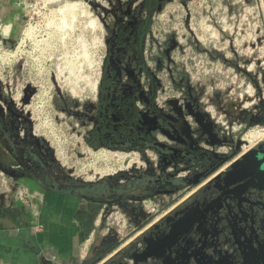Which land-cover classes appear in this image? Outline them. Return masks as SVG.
Here are the masks:
<instances>
[{
	"label": "rangeland",
	"instance_id": "obj_1",
	"mask_svg": "<svg viewBox=\"0 0 264 264\" xmlns=\"http://www.w3.org/2000/svg\"><path fill=\"white\" fill-rule=\"evenodd\" d=\"M15 8L12 33L10 24H0L6 30L0 28V56L13 53L0 58V117L15 125L20 139L28 133L37 142L43 157L51 158L56 175L94 183L117 171L134 175L156 169L158 162H145L135 151L94 149L85 140L108 40L128 29L132 57L144 63L143 70L157 74L159 95L173 97L189 127L205 137L206 146L226 151L229 142H214L222 133L240 142L231 167L252 150L264 151V137L251 143L244 139L264 127V0H17ZM27 28L31 33L25 36ZM229 168L216 167L211 175L223 170L220 175L203 184L211 175L205 176L173 193L172 221L184 214L196 219L184 218L189 230L155 258L134 259L146 245L138 238L128 240L136 231L118 240L130 229L128 223L135 226L144 219V208L159 202L151 198L137 206L109 201L101 222L83 237L76 254L48 264L233 262L230 255L244 254L246 244L233 217L210 212L197 217L216 194L214 183ZM0 176V196L9 192L31 204L27 195L40 189L26 179L1 171ZM159 228L158 223L152 226L147 236L162 238L163 227ZM241 262L249 263L244 258Z\"/></svg>",
	"mask_w": 264,
	"mask_h": 264
},
{
	"label": "flooded vegetation",
	"instance_id": "obj_2",
	"mask_svg": "<svg viewBox=\"0 0 264 264\" xmlns=\"http://www.w3.org/2000/svg\"><path fill=\"white\" fill-rule=\"evenodd\" d=\"M137 41L139 42V39ZM138 42L136 46L139 45ZM133 53L130 49L129 29L117 32L109 38L96 92L94 117L85 140L94 149L135 151L138 158L144 157L145 162L154 160L159 164H155L154 173L137 172L129 175L117 171L111 177H103L94 183H82L67 176L56 175L51 158L43 157L37 142L28 133H24V139H20L15 125L5 124L1 117L0 146L5 149L6 164H2L3 170L10 178L26 179L30 185H37L43 190H64L85 201L86 210L78 207L75 214L83 223L86 236L101 222L109 201L137 206L141 201L157 199L159 202H154L151 209L144 208V219L135 226L128 223L130 229L118 238L123 240L124 236L136 231L134 237L128 240L138 238L136 241L146 242L138 253L133 254L134 259L140 261L155 258L190 227L189 225L184 231L176 233L175 224L182 222L186 217L193 221L196 219L191 214H184L175 222L172 221L173 193L183 190L197 175H200L199 181L211 175L212 170L221 165L230 167L221 178L239 167L238 164L232 167L231 165L237 162L238 157L234 154L240 144L237 146V143L226 139L222 133L220 136L215 135L214 142H229L226 151L220 152L209 145L206 146L205 137L194 133L189 127L182 107L177 105L173 97L168 95L163 98L159 95L162 84L157 74L143 70L144 63L134 59ZM31 134H34L33 131ZM175 163L177 166L173 169ZM222 171L209 176L203 184L220 175ZM174 178L177 183H174ZM244 181L247 182V188L242 193L224 186L222 179L216 181V194L206 203L215 199L217 204L222 203V206L209 210L205 203L203 213L197 215L198 219L208 212L233 217L237 233L245 240L244 254L238 257L230 255L233 262L218 260L216 264H243V258L248 260V264H260L264 258V175H261L260 181L252 176ZM218 186H222V189ZM161 196H164V199L157 198ZM225 209L227 212H224ZM117 210L119 211V208ZM238 214L241 215V220ZM131 222L133 223L134 219ZM157 223L160 228L163 227L165 235L162 238L147 236L149 229ZM87 226H90L89 230ZM157 243H162V246L155 252L150 244ZM120 263L128 264L124 261L116 264Z\"/></svg>",
	"mask_w": 264,
	"mask_h": 264
},
{
	"label": "crops",
	"instance_id": "obj_3",
	"mask_svg": "<svg viewBox=\"0 0 264 264\" xmlns=\"http://www.w3.org/2000/svg\"><path fill=\"white\" fill-rule=\"evenodd\" d=\"M16 2L0 0V24H10L11 33ZM1 150L5 152L3 147ZM2 163L0 160L1 172ZM27 196L31 204L12 198L9 192L0 196V264H48L71 259L85 236V227L75 214L78 207L86 210L85 201L58 189L36 188Z\"/></svg>",
	"mask_w": 264,
	"mask_h": 264
},
{
	"label": "water",
	"instance_id": "obj_4",
	"mask_svg": "<svg viewBox=\"0 0 264 264\" xmlns=\"http://www.w3.org/2000/svg\"><path fill=\"white\" fill-rule=\"evenodd\" d=\"M239 143L240 142H237V146L239 145ZM243 157V160L240 161V163L238 164L239 167L231 171L226 176L224 175V177L222 178L224 186L230 188V190L233 191L237 190L239 193L244 192L247 188V182L244 181L245 178H249L252 176V178H255L256 180L260 181L261 175H264V152L260 150H252L250 151V153L243 155ZM199 178L200 175H197L192 181V183H198ZM218 188L222 189V186H218ZM221 206L222 203L218 205L215 199H212L211 201L206 203V207L209 210L213 207L219 209ZM188 226L189 223H185V221L182 220V222L174 225V229L177 228L174 232L178 233L180 231H184L186 228H188ZM89 229L90 226H87V230ZM150 246H152L154 248V251L157 252L158 247L162 246V243H157L156 245L150 244ZM260 264H264V258Z\"/></svg>",
	"mask_w": 264,
	"mask_h": 264
},
{
	"label": "bare ground",
	"instance_id": "obj_5",
	"mask_svg": "<svg viewBox=\"0 0 264 264\" xmlns=\"http://www.w3.org/2000/svg\"><path fill=\"white\" fill-rule=\"evenodd\" d=\"M0 28H2V27H0ZM2 32L3 33H6V30H5V28H2ZM30 33H31V29L30 28H27V29H25V31H24V35L25 36H28V35H30ZM2 34V33H1ZM13 55V53L11 54V53H6V54H3V55H1L0 56V58L1 59H5V58H8L9 56H12ZM0 59V60H1ZM245 136V139L249 142V143H251V142H253V140H255V139H259L260 137H264V127H262V128H258V129H254V130H252V131H250V132H248L246 135H244Z\"/></svg>",
	"mask_w": 264,
	"mask_h": 264
},
{
	"label": "built area",
	"instance_id": "obj_6",
	"mask_svg": "<svg viewBox=\"0 0 264 264\" xmlns=\"http://www.w3.org/2000/svg\"><path fill=\"white\" fill-rule=\"evenodd\" d=\"M221 148V147H220ZM217 151H219V150H217ZM189 172V171H188ZM187 173V172H186Z\"/></svg>",
	"mask_w": 264,
	"mask_h": 264
}]
</instances>
